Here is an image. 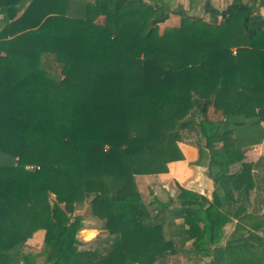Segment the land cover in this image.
<instances>
[{"label":"trees","instance_id":"trees-1","mask_svg":"<svg viewBox=\"0 0 264 264\" xmlns=\"http://www.w3.org/2000/svg\"><path fill=\"white\" fill-rule=\"evenodd\" d=\"M261 8L0 0V264H264V156L244 160L263 138ZM184 142L210 200L178 185L142 198L136 177L167 173ZM86 228L103 236L86 244Z\"/></svg>","mask_w":264,"mask_h":264},{"label":"rangeland","instance_id":"rangeland-1","mask_svg":"<svg viewBox=\"0 0 264 264\" xmlns=\"http://www.w3.org/2000/svg\"><path fill=\"white\" fill-rule=\"evenodd\" d=\"M158 1H160V0H158ZM164 1L169 5V7L171 9L175 8L176 6H180L182 9L187 10V0H164ZM203 1L204 0H200V4ZM230 1L231 0H210V4L213 7L221 10V9H224L229 4ZM187 12L190 15L201 16L202 15L201 5H198L196 7V9H194L192 11L188 10ZM259 14L261 17H264V8H261L259 10ZM177 23H178V18L172 14H169L168 19L165 20L163 23H160L158 25V32L161 33L165 28L175 27V26H177ZM215 118L212 117L210 114H207V119L217 120ZM182 144L189 145L185 142ZM191 147H193V146H191ZM180 148H183V146ZM196 152H197V150H196ZM196 159H197V156L195 157V159H193V157L191 159L190 155L185 154V156H184V160L188 161L187 164L185 163L188 168L192 166V163H194L196 161ZM244 160H245V158H244ZM201 167H203V169H204L203 171L206 175L205 166H201ZM192 170H193V168H192ZM194 177H195L194 173L188 172L184 181L182 183H177V184H179L183 188L186 186H189V183L194 180ZM197 182H199V180ZM136 186H137V190L141 194L142 198H144L145 200H151V198L153 197V198H155L156 201L164 202L168 198H172V196L174 195V189H175L176 185H175V181L172 177H164L162 179H158L156 176H149V177L138 176V177H136ZM191 188L196 189V187L194 188V187L190 186L189 189H191ZM149 190H151V192H152L150 197L148 196ZM253 197H254V195H253ZM261 199H262L263 203L261 204L260 214H264V195H261ZM85 207L86 206L83 205L80 209H77V211L75 213L82 214L84 212V210L86 209ZM85 223L87 226L91 224L90 225L91 227L93 226V227L97 228V226L95 225V223H93V221H85ZM175 224L178 225L179 221H175ZM231 229H232V221L226 222L224 224V226L222 227L224 239L230 234ZM258 234H260V233H258ZM96 236L102 237L103 233H99V231L97 229H88V228L82 229L77 233V238L80 241L85 242L86 244L91 242L92 239ZM42 243H43L42 242V231H37L32 235V237L29 240H27L26 246H27L28 250L26 249V251H29L31 253H36V252L41 250ZM40 261H41L40 258L36 259L37 263H40ZM180 261H181V263L185 264V261L183 259H181Z\"/></svg>","mask_w":264,"mask_h":264},{"label":"crops","instance_id":"crops-1","mask_svg":"<svg viewBox=\"0 0 264 264\" xmlns=\"http://www.w3.org/2000/svg\"><path fill=\"white\" fill-rule=\"evenodd\" d=\"M207 114H210L214 118L216 117L215 119H220V113L219 112H214L212 110V108H210V109L208 108ZM208 120H211V119H208ZM261 127H262V130H263L262 141H261V143L259 145L251 147V148L247 149L246 151H244V158H245L246 162H255L260 156H264V122L261 123ZM182 146H183L184 149L180 148ZM178 147H179L182 155H184V156H185V154L186 155H190L191 159H192V157H193V159H195V157L197 156L196 149L191 147V145H186V144L179 143ZM187 162L188 161H185L184 159L181 160V161L171 162V163L167 164V172L168 173L159 174V175H155V176L158 179H162L164 177H172L174 179V181H175V185L180 186L177 183H182L184 181V179H185V177H186L188 172L189 173H194L195 174L194 180L189 183V186H186L184 188L181 187V186L180 187L183 188V189L195 192L197 194H200V195L204 196L205 198H207V200H210L211 192L213 190L212 181L206 177V175H205V173L203 171L204 170L203 167L192 165L191 167L188 168L187 165H186ZM192 168H193L194 171L192 170ZM140 177H142V176H140ZM145 177H149V176H145ZM198 180H199V182H197ZM190 186H192L194 188L196 187V189H192V188L189 189ZM231 221H232V229H233V225H234L235 221L234 220H231ZM232 229H231V231H232ZM223 240H224V235L221 238V242L220 243H222ZM156 264H160V263H156ZM185 264H195V263L185 262ZM198 264H209V261L208 260H204V261L199 262Z\"/></svg>","mask_w":264,"mask_h":264},{"label":"water","instance_id":"water-1","mask_svg":"<svg viewBox=\"0 0 264 264\" xmlns=\"http://www.w3.org/2000/svg\"><path fill=\"white\" fill-rule=\"evenodd\" d=\"M257 21V16L254 17V19L252 20V23H255Z\"/></svg>","mask_w":264,"mask_h":264},{"label":"built area","instance_id":"built-area-1","mask_svg":"<svg viewBox=\"0 0 264 264\" xmlns=\"http://www.w3.org/2000/svg\"><path fill=\"white\" fill-rule=\"evenodd\" d=\"M232 53H234V51H232ZM32 167H30V166H28V167H26V169H31ZM37 169V168H36Z\"/></svg>","mask_w":264,"mask_h":264}]
</instances>
